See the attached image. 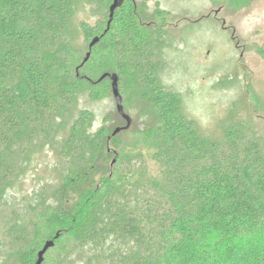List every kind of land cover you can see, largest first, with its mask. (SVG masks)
<instances>
[{
    "label": "trees",
    "instance_id": "16d2710c",
    "mask_svg": "<svg viewBox=\"0 0 264 264\" xmlns=\"http://www.w3.org/2000/svg\"><path fill=\"white\" fill-rule=\"evenodd\" d=\"M113 1L0 0V264H36L50 241L46 253L62 241L51 264H264V137L238 121L221 139L201 134L161 82L165 36L139 17L145 2L123 0L108 24ZM94 2L107 7L105 25L79 30L86 42L98 38L90 51L111 54L97 81L76 73L84 66L69 71L67 54L76 6ZM163 16L156 8L155 18ZM113 74L124 113L128 85L127 101L154 115L144 131L156 142L154 175L107 126L92 131L91 112L74 116L77 92L87 86L97 100L94 88L107 82L112 94ZM108 141L117 158L98 183L94 167ZM46 148L59 156L56 184L34 194L39 201L24 216L7 210L9 191Z\"/></svg>",
    "mask_w": 264,
    "mask_h": 264
},
{
    "label": "rangeland",
    "instance_id": "374dc122",
    "mask_svg": "<svg viewBox=\"0 0 264 264\" xmlns=\"http://www.w3.org/2000/svg\"><path fill=\"white\" fill-rule=\"evenodd\" d=\"M134 1L146 5L138 11L139 17L153 20L152 24L164 32L166 47L159 72L161 82L179 95L183 112L195 122L201 134L221 139L224 128L238 121L250 124L257 135L264 137V0ZM92 4L76 6L71 31L77 37L67 54L71 61L69 71L84 66L80 72L75 70L76 73L94 74L93 79L97 81L110 71L111 54L90 51V42L80 33V23L89 27L105 25L107 7L101 10L95 2ZM156 8L165 15L162 22L155 18ZM145 24L148 25L147 21ZM108 85L102 82L94 88L99 92L97 100L90 97L91 88L87 86L77 92L74 116L80 110H88L93 117L92 131L105 125L113 136L116 129L124 127L125 121L116 113L113 95L106 89ZM129 90L126 85L124 109L132 124L128 131L115 133L116 138L126 151L143 155L148 173L154 175L156 166L150 156L156 142L149 141L144 134L146 128L153 126L154 115L145 103L127 101ZM107 146L108 153L94 167L98 183L117 158L118 150L114 151L113 143L108 141ZM58 160L57 153L48 148L35 156L21 182L9 191L7 210H15L23 216L28 213L29 205L39 201L34 194H41L46 185L56 184L58 174L54 168ZM71 199L76 200L70 198L67 202ZM49 202L53 203L51 199ZM52 230L46 229L48 233ZM54 247L44 255L49 264L55 260L62 241ZM3 251L2 248L0 261L4 259Z\"/></svg>",
    "mask_w": 264,
    "mask_h": 264
},
{
    "label": "water",
    "instance_id": "95a60500",
    "mask_svg": "<svg viewBox=\"0 0 264 264\" xmlns=\"http://www.w3.org/2000/svg\"><path fill=\"white\" fill-rule=\"evenodd\" d=\"M123 0H114L112 5L109 9V22L111 21V18L113 16L114 10L120 6ZM98 42V38H94L92 42L90 43L89 47L91 48L93 45H95ZM88 57V55H87ZM111 87H112V95L115 100V107L118 112V114L122 117V119L126 122V125L124 129H128L131 125V119L128 115L124 113L123 106H122V98L119 94L118 88H117V76L113 74L111 77ZM120 129H116L113 134L119 132ZM53 246V242H47L44 247L39 251L38 253V259L36 264H41L43 261V255L46 253V251Z\"/></svg>",
    "mask_w": 264,
    "mask_h": 264
}]
</instances>
